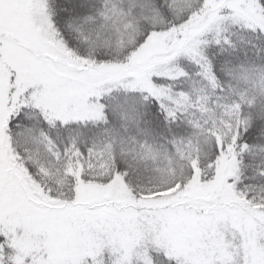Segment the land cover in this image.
Masks as SVG:
<instances>
[{
	"label": "snow or ice",
	"instance_id": "6c2138e0",
	"mask_svg": "<svg viewBox=\"0 0 264 264\" xmlns=\"http://www.w3.org/2000/svg\"><path fill=\"white\" fill-rule=\"evenodd\" d=\"M0 264H264V0H0Z\"/></svg>",
	"mask_w": 264,
	"mask_h": 264
}]
</instances>
